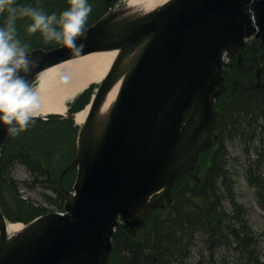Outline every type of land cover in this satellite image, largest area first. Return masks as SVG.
I'll return each mask as SVG.
<instances>
[{
  "label": "water",
  "instance_id": "water-1",
  "mask_svg": "<svg viewBox=\"0 0 264 264\" xmlns=\"http://www.w3.org/2000/svg\"><path fill=\"white\" fill-rule=\"evenodd\" d=\"M251 37L264 45V0H168L144 14L111 8L78 37L80 53L63 45L28 51L36 62L25 73L31 82L70 59L116 53L87 105L76 154L58 179L62 187L63 174L76 168L73 193L62 187L66 212L42 215L10 234L0 212V264H107L120 221L135 235L211 147L214 99L225 91L223 55L251 70L242 55ZM119 80L114 101L101 112ZM6 127L0 125V148Z\"/></svg>",
  "mask_w": 264,
  "mask_h": 264
},
{
  "label": "trees",
  "instance_id": "trees-1",
  "mask_svg": "<svg viewBox=\"0 0 264 264\" xmlns=\"http://www.w3.org/2000/svg\"><path fill=\"white\" fill-rule=\"evenodd\" d=\"M11 2L16 7L29 5L41 8L48 14L55 12L57 16L70 6L69 2L59 0H13ZM89 4L91 12L88 14L84 27L97 20L102 12L106 11V7L110 6L101 0H91ZM7 16L8 12L5 10L0 15V22L4 21L0 23V26L4 25ZM29 23H31L29 17H17L16 36L23 44L28 45L27 49L42 45L43 42L44 48L51 47L53 43L48 44L47 42L51 41L45 40L40 31L35 33L27 31L26 25ZM243 55L244 63L247 65H264V47H260L255 41L248 43ZM231 70L237 71L233 64L228 69V73H232ZM230 76L227 74L226 77L230 84L227 93L218 98L225 104L220 107L222 113L218 148L208 157V160H203V163L197 166L201 183L197 184L189 177L179 180L171 192L170 205H166L161 211H154L144 229L139 231V236L130 238L123 229L118 228L113 237L114 248L109 260L110 264H186L191 247L197 239H200L203 250L208 252L209 256L224 247L233 256V264H264V256L257 251L256 240L246 223L244 212L230 198L233 190L222 141L226 133L230 138L237 137L242 142L241 138L245 139L246 144H249L254 137L262 136V133L256 132L258 128L256 120L264 115V72L258 88L255 87L254 77L250 72L245 75L244 82H232ZM60 129L52 127L53 136L52 139L50 138L51 141L47 139L49 146L46 151L41 144L45 141L44 133L42 136L38 134L35 136L37 148L34 146L29 148L27 143H24L19 154L23 153V155L18 156V159L22 163L28 162L31 169L38 175L46 173L45 166H47L49 176L57 177L56 175L70 161L72 155L67 161L62 162L66 159L65 153L69 155L68 150L74 144L70 140L71 146L69 145L66 149L62 139L55 138L57 134L69 136L73 131L67 133L66 130L60 131ZM247 167L246 179L249 183L256 188L264 185L258 163L254 161ZM49 182V187L52 188L55 184L52 183L53 180L49 179ZM224 199L227 202L231 201L230 211L224 210ZM49 202L57 204L60 208L62 199L61 201L49 200ZM39 213L38 210L28 209L27 218L20 217L18 221H30ZM201 263L202 260L196 264Z\"/></svg>",
  "mask_w": 264,
  "mask_h": 264
},
{
  "label": "rangeland",
  "instance_id": "rangeland-1",
  "mask_svg": "<svg viewBox=\"0 0 264 264\" xmlns=\"http://www.w3.org/2000/svg\"><path fill=\"white\" fill-rule=\"evenodd\" d=\"M122 3L123 0L118 2V4ZM94 6L100 7V5L97 4H94ZM108 7H106V10ZM47 43L51 45L53 43L54 45L57 41L53 40ZM228 63L233 64L235 67L233 60H230ZM231 72L232 73H229V76L231 75L229 78L232 79V82L238 81L239 77H243L238 74V70H231ZM255 81L254 77L253 82L255 83ZM92 84L94 85V83ZM35 88L36 87H34V89ZM86 95H83L81 98L86 97ZM81 100L75 101L74 104H79ZM69 103L70 102L67 103V106L74 105ZM256 122L258 126L256 132L262 133V136L254 137L249 141V144H246V142L244 143L245 139L243 138H241L243 142L237 137L230 138L227 133L224 134L222 138L226 151L227 170L231 179V188L233 190L230 198L232 199V202H235V204L242 209V212H244L246 223L255 237L257 251L261 256H264V185L256 188L251 186L246 179V173H248L247 166L254 161L258 163L259 170L261 171V179L264 178V115L260 119L256 120ZM74 125L76 127V124ZM66 131L68 130L66 129ZM50 134L53 136L52 130H50ZM55 138L57 140L62 139V142L66 144V149L69 147L70 136L65 137L57 134ZM65 155L66 159L62 162L67 161L69 156H71V154L68 155L67 153H65ZM58 157L59 156H57V158ZM62 162H60L61 165ZM29 175L30 173L28 174L25 169L18 165L11 170L10 175L7 177L10 178L11 181L7 184L4 181V184L0 187V205L5 217L9 219V222L12 220L15 221V223H20L16 221H18L20 217L21 219L27 218L26 211L28 209L40 210V212L45 211V214L59 211L53 203L49 202V200H56V195L49 192L42 186L40 187L33 184L28 186L26 182L29 181V183H31V177ZM73 178V175L70 174L65 179L64 183L69 188L71 187L70 185ZM227 184H229L228 179ZM43 195H45L46 200L43 199ZM227 196L228 194L226 197ZM48 198L49 200H47ZM230 202L223 201V207L226 212L230 211ZM203 249L204 248L200 239H197L191 247L190 254L186 259V264H196L201 260V264H233V256L224 247L218 249L214 254H212V256H209L208 252Z\"/></svg>",
  "mask_w": 264,
  "mask_h": 264
},
{
  "label": "clouds",
  "instance_id": "clouds-1",
  "mask_svg": "<svg viewBox=\"0 0 264 264\" xmlns=\"http://www.w3.org/2000/svg\"><path fill=\"white\" fill-rule=\"evenodd\" d=\"M70 6L59 16L29 5L13 6L11 0H0V11L8 16L0 26V125L13 135L28 127L29 121L39 116L40 98L32 82L25 78L36 62L27 52L28 45L16 36L17 17H29V33L40 31L47 41H57L70 51L80 53L83 43H77L91 12L88 0H69ZM67 80V77H64Z\"/></svg>",
  "mask_w": 264,
  "mask_h": 264
},
{
  "label": "bare ground",
  "instance_id": "bare-ground-1",
  "mask_svg": "<svg viewBox=\"0 0 264 264\" xmlns=\"http://www.w3.org/2000/svg\"><path fill=\"white\" fill-rule=\"evenodd\" d=\"M168 0H124L123 8L130 14H144L156 10L159 6L167 3ZM113 52L91 53L80 58L62 62L56 66L47 68L39 73L37 90L40 98L39 116H49V114H64L66 105L81 91L87 89L92 83H98L107 73L109 66L113 62L115 55ZM67 77V80L64 79ZM120 81L106 94V98L101 108V112L109 107L114 101L118 91ZM87 106L78 112L74 119L76 124H82L88 112ZM38 117V116H36ZM64 204V203H63ZM21 225L8 223L7 234L19 231Z\"/></svg>",
  "mask_w": 264,
  "mask_h": 264
},
{
  "label": "flooded vegetation",
  "instance_id": "flooded-vegetation-1",
  "mask_svg": "<svg viewBox=\"0 0 264 264\" xmlns=\"http://www.w3.org/2000/svg\"><path fill=\"white\" fill-rule=\"evenodd\" d=\"M40 125H43V126H45V124H43V122H42V124H40ZM19 138H16V140H18ZM22 154V153H21ZM26 163H28V162H26Z\"/></svg>",
  "mask_w": 264,
  "mask_h": 264
}]
</instances>
